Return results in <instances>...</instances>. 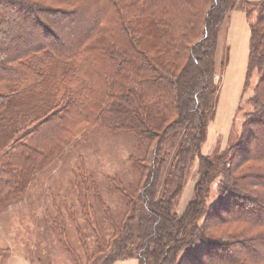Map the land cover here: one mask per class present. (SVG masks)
I'll return each instance as SVG.
<instances>
[{"label": "trees", "instance_id": "trees-1", "mask_svg": "<svg viewBox=\"0 0 264 264\" xmlns=\"http://www.w3.org/2000/svg\"><path fill=\"white\" fill-rule=\"evenodd\" d=\"M236 8L254 13L240 98L251 93L229 143L204 154L218 37ZM90 78L101 93L87 101ZM105 124L136 137L137 180L105 177L117 209L92 175H74L76 205L52 198L45 227L72 264H264V0H0V207L61 145Z\"/></svg>", "mask_w": 264, "mask_h": 264}, {"label": "rangeland", "instance_id": "rangeland-1", "mask_svg": "<svg viewBox=\"0 0 264 264\" xmlns=\"http://www.w3.org/2000/svg\"><path fill=\"white\" fill-rule=\"evenodd\" d=\"M253 18V12L233 9L218 37L219 57L224 66L215 111L201 146L204 154L223 149L229 143L230 136L238 131L242 121V110H236L240 99L243 108H247L243 101L250 95V88L241 98L235 89L244 80L249 28ZM90 79L93 90L86 88L84 100L87 101L101 93L100 85L96 84L95 79ZM255 79L254 75L251 76V85ZM76 112L72 113V117H80ZM51 138L52 136L45 138V142ZM8 144L9 140L2 137L0 153ZM138 147L135 136L126 132H113L105 124V127L91 126L89 130L73 136L56 150L55 155L45 158L32 175L25 194L17 199L10 198L6 205L0 207V264H31V259L35 263L39 260L40 264H72L63 247L59 246L45 227L52 198L59 196L58 199L61 200L62 196L63 200L65 198L76 205L74 175H92L93 180L101 187L102 198L117 209L121 205V197L117 192L111 197L107 195L105 177L117 174L123 183L136 182L137 173L132 168L128 155L136 152ZM196 168L194 159L176 202L178 212L184 208L192 193L197 176ZM211 185L214 190V183ZM46 209H49L48 212Z\"/></svg>", "mask_w": 264, "mask_h": 264}, {"label": "crops", "instance_id": "crops-1", "mask_svg": "<svg viewBox=\"0 0 264 264\" xmlns=\"http://www.w3.org/2000/svg\"><path fill=\"white\" fill-rule=\"evenodd\" d=\"M247 48H248V44H247ZM247 54H248V50H247ZM246 61H247V57H246ZM245 68H246V63H245ZM244 76H245V72H244ZM242 84L240 86H237L235 89V92L236 94H238V97H240L241 94ZM113 264H137V261L134 258H129V259L116 260Z\"/></svg>", "mask_w": 264, "mask_h": 264}]
</instances>
